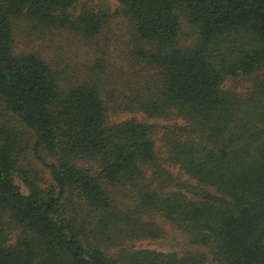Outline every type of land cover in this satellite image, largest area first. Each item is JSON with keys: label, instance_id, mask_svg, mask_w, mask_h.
Segmentation results:
<instances>
[{"label": "trees", "instance_id": "obj_1", "mask_svg": "<svg viewBox=\"0 0 264 264\" xmlns=\"http://www.w3.org/2000/svg\"><path fill=\"white\" fill-rule=\"evenodd\" d=\"M113 2L0 0V264H264V0Z\"/></svg>", "mask_w": 264, "mask_h": 264}, {"label": "rangeland", "instance_id": "obj_2", "mask_svg": "<svg viewBox=\"0 0 264 264\" xmlns=\"http://www.w3.org/2000/svg\"><path fill=\"white\" fill-rule=\"evenodd\" d=\"M108 1L111 5H114L113 0H108ZM246 87H247L246 84H242L238 88V91L242 92L244 91V89H246ZM130 117H131L130 114L124 113V114L118 115L116 117V120L120 122V121L129 119ZM134 117L139 121H144L143 116L140 114H136ZM149 122H152V121H149ZM140 246L142 248L155 249V250L164 251V252L173 251L177 253H182V252L191 250V248L185 244V240L172 230L167 232V236L165 237L164 240H160L156 242H143L140 244Z\"/></svg>", "mask_w": 264, "mask_h": 264}]
</instances>
